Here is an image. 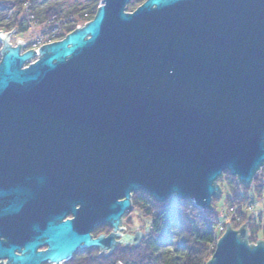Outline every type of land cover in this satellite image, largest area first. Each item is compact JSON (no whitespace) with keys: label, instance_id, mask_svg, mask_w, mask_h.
<instances>
[{"label":"water","instance_id":"95a60500","mask_svg":"<svg viewBox=\"0 0 264 264\" xmlns=\"http://www.w3.org/2000/svg\"><path fill=\"white\" fill-rule=\"evenodd\" d=\"M130 2L38 51L0 32V260L113 249L133 194L208 210L226 171L264 169V0ZM247 237L228 224L207 264H264Z\"/></svg>","mask_w":264,"mask_h":264},{"label":"trees","instance_id":"16d2710c","mask_svg":"<svg viewBox=\"0 0 264 264\" xmlns=\"http://www.w3.org/2000/svg\"><path fill=\"white\" fill-rule=\"evenodd\" d=\"M145 1L131 0L127 11L133 12ZM36 2L37 0H0V30L8 32L15 29L23 32L41 25L47 26L45 31L49 34L53 25L52 19L55 18V22H61L65 28L68 27V34L62 36V40L77 30L81 21H85V15L89 18L85 23L94 19L101 0H89L83 8H74L65 13L60 12V6L56 4L46 9L43 18L35 9ZM70 19L74 21L69 22ZM4 21L9 24H2ZM261 172L255 176L253 184L248 186L226 171L219 179L220 182L218 181L221 194L213 198L212 209L208 210H201L191 201L180 200L176 196L160 204L143 192L133 194V210L127 215L129 222L134 223V216L149 225V228L139 246L132 250H119L111 263L207 264L219 239L227 231L228 224L233 229L247 225L249 245L264 242V169ZM252 192H256L258 199H263L261 211H256L257 203L253 201ZM219 205L226 211L224 215L227 222L223 225L219 220ZM227 215H230L229 220ZM91 261L88 260L94 264ZM94 262L96 263L95 260ZM96 264H108V261L104 259Z\"/></svg>","mask_w":264,"mask_h":264},{"label":"rangeland","instance_id":"374dc122","mask_svg":"<svg viewBox=\"0 0 264 264\" xmlns=\"http://www.w3.org/2000/svg\"><path fill=\"white\" fill-rule=\"evenodd\" d=\"M7 1H9V2H16L17 1L18 2L19 0H7ZM88 2H89V0H37V2L35 4V9L39 13L40 17L43 18L46 9L53 7L56 4H58L60 6V10H61L60 12L65 13V12H68V11L74 9V8H83L84 6H86L88 4ZM101 2H102V0H101ZM101 2H100V4H101ZM13 19L11 21H13ZM87 20H89V19H87ZM85 21H81V23L79 25L85 26ZM7 23H8V21L2 22V24H7ZM11 23L12 22H10V24ZM46 28H47V26L43 27V26L39 25V27L30 28L29 30L23 31V32L20 30H18V31L15 30L11 34V36H13V39L10 41V44L13 46H18V44L21 43V41H23L25 44H28L27 49H25V51L27 52L30 50H34L36 48L35 47L36 45L38 46V48H41L45 44H48L50 41H54V42L58 41L59 38L68 34V31H67L68 27H66L64 31H61L59 33V35H56V36H52L53 33L47 34V31H45ZM13 30H11V31H13ZM0 31H2L3 34H8L11 32V31L6 32V30H0ZM19 40H20V42H19ZM35 60H33V62ZM260 174H262V172ZM252 198H253V201L257 203L256 211H261L263 199H258L256 192H252ZM217 209H218L219 213H221L219 220H220L221 225H223L224 223L227 222V218L224 215V212H226V211L222 207V205H219ZM227 216L229 217L228 218V220H229L230 215H227ZM133 221H134V223H130L128 217H125V219H124L125 225H127L129 227L128 231H125V233L133 234L134 232L135 233L140 232V230H143L144 233H146V231L149 228V225H147L145 222H143L142 220H140L139 218H136L134 216H133ZM243 226H240V227L238 226L234 230L239 231Z\"/></svg>","mask_w":264,"mask_h":264},{"label":"flooded vegetation","instance_id":"af4514ba","mask_svg":"<svg viewBox=\"0 0 264 264\" xmlns=\"http://www.w3.org/2000/svg\"><path fill=\"white\" fill-rule=\"evenodd\" d=\"M2 32V31H0ZM13 39V36L10 37V41ZM20 42V40H19ZM18 42V43H19ZM23 41H21V43L18 44L19 47H21V54H24L26 51L25 49H27L28 44H25V46L23 45ZM12 47H17V46H13ZM3 49V44L0 42V62H1V50ZM74 219L73 216L68 215L64 221L67 220H72ZM124 219L122 220V223L120 224V230L117 231L118 235L117 237H115L114 239V243L115 246L114 248H110L108 245L105 246L103 249H89V250H82L77 252L69 261H66L62 264H91L90 262H88V260H92L91 262L96 264L97 262L101 261L103 262L104 259H106L108 261V264H113V262L111 263V259H114V256H116L119 252V250L121 249H133L137 246H139L143 239L146 236V233H143V237L140 238V242L139 243H128L123 244V240L124 237H137V232L129 235L124 234L123 232L128 231L129 227L127 225H125ZM117 234L116 231L109 225V224H105V225H101V226H97L94 228V230L91 232V236L93 239H97L101 236H103L105 239H108L110 237V235L112 234ZM142 233V232H141ZM1 241L5 242V238H1ZM47 250L46 247H39L37 252L40 253L42 251ZM16 255H21L20 251H16ZM78 257H80L81 259H79ZM96 261V263L94 262V260ZM0 264H12L11 262H9L8 259H1L0 260ZM41 264H53L51 262H44Z\"/></svg>","mask_w":264,"mask_h":264},{"label":"built area","instance_id":"2783aa9c","mask_svg":"<svg viewBox=\"0 0 264 264\" xmlns=\"http://www.w3.org/2000/svg\"><path fill=\"white\" fill-rule=\"evenodd\" d=\"M84 17H85V20L89 19V18H88V15H85ZM73 21H74V19H70L69 22H73ZM87 21H88V20H87ZM51 23H53V25H52V29L50 30L49 34L53 33L52 36L59 35V33H60L61 31H64V30H65V29H64L65 26L63 25V23H61V22H55V18L52 19V22H51ZM87 23H89V22H86L85 25H86ZM82 27H84V26L78 25L77 29H80V28H82ZM60 39H61V38H59L58 41H59ZM58 41H55V42H58ZM55 42H54V41H50L48 44L55 43ZM48 44H45V45H48ZM35 47H36V48L34 49V51H38V50L40 49V48H38L37 45H36ZM193 204H194V203H193Z\"/></svg>","mask_w":264,"mask_h":264},{"label":"bare ground","instance_id":"6f19581e","mask_svg":"<svg viewBox=\"0 0 264 264\" xmlns=\"http://www.w3.org/2000/svg\"><path fill=\"white\" fill-rule=\"evenodd\" d=\"M127 215H128V213L124 216V218L127 217Z\"/></svg>","mask_w":264,"mask_h":264}]
</instances>
